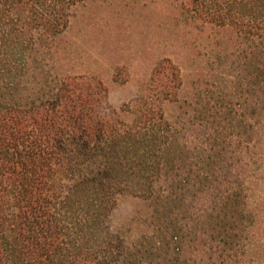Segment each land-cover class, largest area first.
<instances>
[{
  "label": "trees",
  "instance_id": "16d2710c",
  "mask_svg": "<svg viewBox=\"0 0 264 264\" xmlns=\"http://www.w3.org/2000/svg\"><path fill=\"white\" fill-rule=\"evenodd\" d=\"M88 1L0 0V264L230 262L261 240L249 205L264 108L251 124L226 78L185 92L196 130L170 119L183 82L170 58L115 107L102 78L64 62L73 8ZM177 1L187 18L233 30L223 59L248 65V93L264 92V0ZM232 115L237 134L216 125Z\"/></svg>",
  "mask_w": 264,
  "mask_h": 264
},
{
  "label": "rangeland",
  "instance_id": "374dc122",
  "mask_svg": "<svg viewBox=\"0 0 264 264\" xmlns=\"http://www.w3.org/2000/svg\"><path fill=\"white\" fill-rule=\"evenodd\" d=\"M179 3L177 0H92L85 7H74L64 62L71 64L69 68L89 67L93 74L102 78L110 102L118 108L149 81L155 64L170 58L182 68L183 76V82H174L177 94L180 92L176 99L179 103H172L165 109L170 119L181 124L191 121L196 130L200 116L194 107H189L188 101L184 102L185 92L191 96L209 88L217 92L215 87H225L224 79L228 78L234 89L245 95L247 105H252L246 120L250 116L251 124L259 121L264 108V92H259L255 85L258 94L248 93L250 84L254 85L253 70L247 65L242 72L233 57L223 59L236 49L233 30L187 18ZM202 71L205 73L201 74ZM257 81L263 88L264 77ZM187 100H190L188 96ZM221 119L223 123L216 125L225 128L227 134H237L243 129L239 115ZM261 121L263 123L264 116ZM204 131L200 128L198 134L202 135ZM248 132H251L250 128ZM256 151L260 157L251 169L257 170L258 179L249 210L256 223L254 230L261 240L253 241L251 245L247 242L226 264H264V139ZM126 206L134 208V205Z\"/></svg>",
  "mask_w": 264,
  "mask_h": 264
}]
</instances>
